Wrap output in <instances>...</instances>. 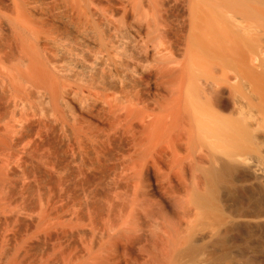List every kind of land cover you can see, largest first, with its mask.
Wrapping results in <instances>:
<instances>
[{
	"label": "bare ground",
	"instance_id": "6f19581e",
	"mask_svg": "<svg viewBox=\"0 0 264 264\" xmlns=\"http://www.w3.org/2000/svg\"><path fill=\"white\" fill-rule=\"evenodd\" d=\"M0 20L5 122L32 110L81 148L126 143L103 228L63 263L258 262L229 237L264 227V0H0Z\"/></svg>",
	"mask_w": 264,
	"mask_h": 264
},
{
	"label": "rangeland",
	"instance_id": "374dc122",
	"mask_svg": "<svg viewBox=\"0 0 264 264\" xmlns=\"http://www.w3.org/2000/svg\"><path fill=\"white\" fill-rule=\"evenodd\" d=\"M1 27L2 20H0V35L2 34ZM1 38L6 41L1 36L0 41ZM2 85L0 83V88ZM3 89L0 90V98L2 99H0V151H2V153L0 152V264H10L9 262L11 261L14 264H31V262H33L32 264H40L41 262V264H59V260L62 264H65L63 263L65 260L67 262L71 257H77L76 254L82 248V238L83 243H86L85 239L88 241L90 239L87 237H93L96 232L99 233L103 228L101 224H103L104 219L102 220V218L106 216L105 212L110 207L106 200L107 194L114 183L111 174H114V171L119 167V156H121V149L123 151L126 145L125 140L121 133H119L120 135L110 133L112 136L114 135L113 137L109 136L112 137L110 140L108 137L104 138V131L102 133L99 131L101 134H98L99 137L102 135V142L100 140L88 142L87 139L86 141L88 143L91 142V145L92 142L94 145L99 142L97 144L99 147L103 142V146L105 145L104 148L102 147L103 149L100 147L102 149L101 153L104 154V159H102L104 167L102 164L101 166H90L86 164L89 160L86 150L93 148V145L86 144L87 146L83 147L87 148H81L79 143H76L75 137L73 138L72 132L70 130L67 131V128L61 126L49 114L48 117H50L48 119L44 113L38 114V112L27 110L21 117L23 118L22 120L19 117L20 119L18 120L9 119V122H5L9 118L7 115L9 113L8 110L14 108L16 103H13V98H9L10 95L5 90L6 88L3 87ZM9 100L12 102H9ZM52 118L53 120L50 121ZM103 123L106 127L109 125H107L108 121L106 123L105 121L102 122V126ZM106 138L108 139L106 140ZM81 152L82 155L80 154ZM76 154L81 155L82 157H77L83 159L80 161V158L74 157ZM110 182H112L111 185H109ZM81 193L84 194L82 195ZM248 195L247 199L250 198L249 201L252 200L253 205L260 207L264 204V202L263 204L260 202L263 196H260L261 199L258 191L257 193L256 191H251ZM88 196L90 197L89 199L87 198ZM98 197L101 198L99 199ZM235 199H238V204L241 205L242 200L238 197ZM256 199L257 201H255ZM20 211L21 213H19ZM39 220L43 223L40 224ZM84 236L86 237L84 238ZM229 245L230 247L235 246L243 251L250 252L257 259L258 262L256 264L263 263L264 227L240 225L230 234ZM33 250L36 251L34 252ZM2 252L4 254L7 252L6 256ZM8 254L10 259L7 257ZM16 254L19 255L17 257L23 260L18 259ZM4 260H6V263H4Z\"/></svg>",
	"mask_w": 264,
	"mask_h": 264
}]
</instances>
